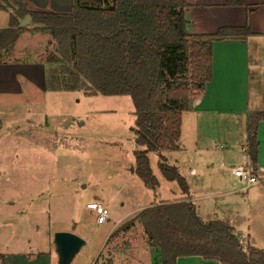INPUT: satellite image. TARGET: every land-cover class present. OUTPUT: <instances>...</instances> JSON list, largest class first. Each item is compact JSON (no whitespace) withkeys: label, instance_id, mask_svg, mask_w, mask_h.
I'll return each mask as SVG.
<instances>
[{"label":"rangeland","instance_id":"obj_1","mask_svg":"<svg viewBox=\"0 0 264 264\" xmlns=\"http://www.w3.org/2000/svg\"><path fill=\"white\" fill-rule=\"evenodd\" d=\"M0 5L11 13L1 0ZM8 16L0 13V30L8 26ZM20 28V38L0 51V264H44L46 255L55 259L52 238L60 231L85 241L71 264H91L114 222L123 224L97 264H133L147 256L149 239L141 225L128 226V220L150 205L187 198L200 219L224 221L242 246L248 241L264 251V169L247 189L231 176L230 167L241 162L230 160L231 152L223 147L230 126L236 125L233 118L217 114L238 110L240 91H209L214 96L211 121L202 120L195 129L192 116L185 114L183 147L164 152L168 165L185 180L188 194L162 177L156 153L148 154L157 181L151 191L133 170V152L141 148L132 135L130 98L46 91L44 61L55 54V44L31 19ZM241 116L235 119L238 124ZM197 136L202 142L196 152ZM259 153L263 167L264 139ZM232 155L238 159L244 153L235 150ZM256 162L258 166V158ZM192 168L195 175L189 172ZM92 204L107 209L110 223H95Z\"/></svg>","mask_w":264,"mask_h":264},{"label":"trees","instance_id":"obj_2","mask_svg":"<svg viewBox=\"0 0 264 264\" xmlns=\"http://www.w3.org/2000/svg\"><path fill=\"white\" fill-rule=\"evenodd\" d=\"M1 1L11 13L8 26L0 30V51L17 40L19 24L29 16L55 44V54L44 61V89L128 96L135 118L132 135L141 148L133 152L135 175L145 188L156 190L148 159L149 153H156L162 177L188 194L185 180L163 154L179 149L181 115L211 80V43L246 39L252 35L248 22L211 35H189L183 12L187 0H92L89 6L73 0L68 13L28 11L24 0ZM257 146L255 135L249 136L252 164ZM134 220L158 252L159 262L154 264H176L183 257L213 264H264L263 250L253 245L243 248L220 220L198 219L191 203L151 206Z\"/></svg>","mask_w":264,"mask_h":264},{"label":"crops","instance_id":"obj_3","mask_svg":"<svg viewBox=\"0 0 264 264\" xmlns=\"http://www.w3.org/2000/svg\"><path fill=\"white\" fill-rule=\"evenodd\" d=\"M24 1L28 11L39 10L51 13H68L71 10V5L73 3V0ZM82 1L84 0H81V2ZM235 1L237 2V5H227L228 0H187L188 7L183 10L184 18L186 21L185 29H187L189 35H211L221 28H242L246 25L247 22L249 28H251L252 35L246 37V39L244 40L213 41L211 43V80L210 82L205 84L202 94L193 98L194 100L190 103L189 109L186 112H183L181 115L182 120L180 127L181 137L179 150L180 147H183L184 145L183 119L185 114H189L190 116H192L191 119L192 121H195L194 125L196 129V126L199 127V123L203 121H211V116L213 117V114L215 113L214 110H210L209 105L212 104L214 96L211 97L208 94L209 91L214 94H216L217 91H240L241 96L239 98L241 99V107L238 108V110L231 109L224 111L225 113L221 112L217 114L228 120H232V118L234 119V124L236 125V127L230 126L231 130L228 131V134H226L224 137L226 143L224 142L223 150H229L231 152L230 154H228V158H230V160L233 159L236 161H240V164H243L251 162L248 157L247 149V141L249 136L255 135L259 147L261 146V141L264 139V0ZM0 11L7 13V15L10 14L5 9H0ZM19 38L20 34L17 40ZM231 104L229 102V105ZM240 115H242V122L238 124L235 119H237ZM257 115H262L263 118L261 120H258L256 117ZM199 136H197L198 140L196 139L197 143H193V148L195 151L197 150V148H199L198 145L200 144L198 143L202 142L201 139L198 138ZM259 147H257L258 166L257 162L253 165L259 168V171L262 173L264 166L261 167L262 162L260 161L259 157ZM235 150L238 151V153L243 152L244 155L241 158H235L237 156L232 155V152H234ZM166 152L169 153V151ZM172 166L175 167L174 165ZM233 167L234 165L230 167V170ZM189 172L190 174L195 175L196 169L192 168L189 170ZM181 201L191 203L188 198L182 199ZM164 203L160 202L157 203V205ZM151 206H155V204L150 205V207ZM135 217L128 220L129 222H131L129 223V225L127 224L128 226L140 225L139 222L134 220ZM198 219H200V217H198ZM202 221L209 222L215 220ZM108 223H110V218H108L107 221L102 225ZM125 223H127V221ZM122 224L123 223L120 222H114L112 224V228L107 232L104 238V242L100 247V251L96 253L95 257H92L93 261L91 264L98 263L100 254L103 249H105V246H107V242L109 241L110 237ZM226 224L232 229L233 234L239 238L240 244L242 246L241 238L236 235L234 228L231 227L228 223ZM243 239H245V237H243ZM244 242L245 241H243V243ZM246 243L247 244L244 243V246H242L243 248H246L248 246V241ZM146 244L147 247H149L148 251L145 254L147 256L137 259L133 264H154L156 262H159L158 252L154 251L150 247L149 241L146 242ZM46 256L47 261H45L44 264H57L56 258L53 259L52 257H50V255ZM176 264L213 263L204 262L201 259L199 260L197 258L183 257L178 259L176 261Z\"/></svg>","mask_w":264,"mask_h":264},{"label":"water","instance_id":"obj_4","mask_svg":"<svg viewBox=\"0 0 264 264\" xmlns=\"http://www.w3.org/2000/svg\"><path fill=\"white\" fill-rule=\"evenodd\" d=\"M30 22V17L26 16L20 22L19 28L25 26ZM54 245V252L57 259V264H71L75 259L74 257L85 246V241L75 236L70 232H56L52 238Z\"/></svg>","mask_w":264,"mask_h":264},{"label":"built area","instance_id":"obj_5","mask_svg":"<svg viewBox=\"0 0 264 264\" xmlns=\"http://www.w3.org/2000/svg\"><path fill=\"white\" fill-rule=\"evenodd\" d=\"M259 173L261 172L251 162L234 166L230 171L232 177L234 176L239 182L245 185V189L250 188V186L256 185ZM89 208L95 214L96 224L102 225L109 218L108 211L104 206L92 204L89 205Z\"/></svg>","mask_w":264,"mask_h":264}]
</instances>
